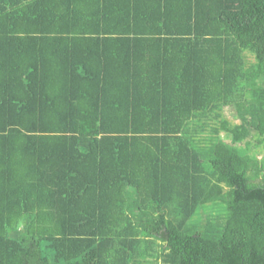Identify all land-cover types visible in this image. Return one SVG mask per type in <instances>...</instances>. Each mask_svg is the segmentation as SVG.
<instances>
[{"label":"trees","instance_id":"1","mask_svg":"<svg viewBox=\"0 0 264 264\" xmlns=\"http://www.w3.org/2000/svg\"><path fill=\"white\" fill-rule=\"evenodd\" d=\"M0 264H264V0H0Z\"/></svg>","mask_w":264,"mask_h":264},{"label":"rangeland","instance_id":"2","mask_svg":"<svg viewBox=\"0 0 264 264\" xmlns=\"http://www.w3.org/2000/svg\"><path fill=\"white\" fill-rule=\"evenodd\" d=\"M229 117L230 120L235 121L234 117L232 116V114H230L229 112L227 113V115ZM261 157V156H260Z\"/></svg>","mask_w":264,"mask_h":264}]
</instances>
